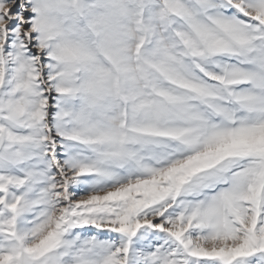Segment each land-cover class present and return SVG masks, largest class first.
I'll list each match as a JSON object with an SVG mask.
<instances>
[{
    "label": "snow or ice",
    "instance_id": "6c2138e0",
    "mask_svg": "<svg viewBox=\"0 0 264 264\" xmlns=\"http://www.w3.org/2000/svg\"><path fill=\"white\" fill-rule=\"evenodd\" d=\"M0 264H264V0H0Z\"/></svg>",
    "mask_w": 264,
    "mask_h": 264
}]
</instances>
